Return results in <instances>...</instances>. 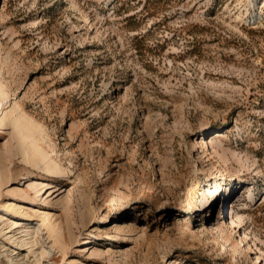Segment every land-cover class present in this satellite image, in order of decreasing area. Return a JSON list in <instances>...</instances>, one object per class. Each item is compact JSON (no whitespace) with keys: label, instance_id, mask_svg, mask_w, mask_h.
<instances>
[{"label":"rangeland","instance_id":"1","mask_svg":"<svg viewBox=\"0 0 264 264\" xmlns=\"http://www.w3.org/2000/svg\"><path fill=\"white\" fill-rule=\"evenodd\" d=\"M0 104V240L264 264V0H0Z\"/></svg>","mask_w":264,"mask_h":264},{"label":"bare ground","instance_id":"2","mask_svg":"<svg viewBox=\"0 0 264 264\" xmlns=\"http://www.w3.org/2000/svg\"><path fill=\"white\" fill-rule=\"evenodd\" d=\"M0 106H1V104H0ZM0 110H1V108H0ZM46 203L47 202L45 201L44 204H46ZM49 218H50V216L46 212H44L41 215V220L43 222L42 224L47 225L49 230H51L53 227L49 223H47V220ZM13 223H18V221H14ZM41 227L42 226L39 225L38 227L35 228V232L38 233L39 238L38 239L36 238L33 241L32 240H19V241H17L16 239H12V237H10V239L12 240V243H10L9 240H7V241L2 240V239L0 240V254L6 257L8 264H29L31 262L32 252L35 254L33 260L37 264H43L41 262V258H38L36 251H34V249H33V245L38 244L39 242H41L44 245L47 244V240H46L47 238L44 237V234L42 233ZM0 232L2 233L1 229H0ZM5 234L6 233H4V235ZM95 236L96 235L93 231H90L88 233V238H92ZM54 241H56V239ZM86 242H84V244ZM91 242H92V240H91ZM29 244H30L29 251L26 253L21 252V248H24L25 245H29ZM47 249L48 250L45 253H47V255H50L52 253V245Z\"/></svg>","mask_w":264,"mask_h":264}]
</instances>
